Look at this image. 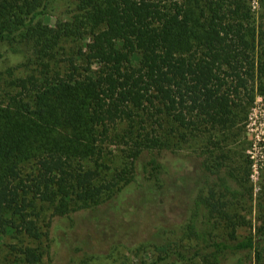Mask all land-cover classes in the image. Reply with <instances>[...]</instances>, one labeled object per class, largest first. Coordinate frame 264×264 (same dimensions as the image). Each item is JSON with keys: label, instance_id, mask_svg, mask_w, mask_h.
Masks as SVG:
<instances>
[{"label": "trees", "instance_id": "trees-1", "mask_svg": "<svg viewBox=\"0 0 264 264\" xmlns=\"http://www.w3.org/2000/svg\"><path fill=\"white\" fill-rule=\"evenodd\" d=\"M55 1L0 0V60L25 55L36 66L8 81L0 71V238L44 240L49 255V242L60 243L51 238L57 218L119 247L129 207L140 216L174 201L178 211L180 199L183 236L153 247L127 239L130 264H264V206L262 224L239 235L234 209L215 190L237 194L230 175L206 161L203 177L172 175L161 160L168 129L184 131V142L195 130L229 132L264 99V23L257 30L253 0H68L66 17L45 27ZM113 133L134 148L97 186ZM84 163L87 171L77 167ZM40 203L53 208L45 231L47 217L29 212ZM23 255L34 264L44 251Z\"/></svg>", "mask_w": 264, "mask_h": 264}, {"label": "rangeland", "instance_id": "rangeland-1", "mask_svg": "<svg viewBox=\"0 0 264 264\" xmlns=\"http://www.w3.org/2000/svg\"><path fill=\"white\" fill-rule=\"evenodd\" d=\"M70 4L71 2L68 0H56L51 16L46 18L44 26L52 27L58 18L66 17V11ZM262 4L263 0L252 1V11L254 12L257 30L260 29L259 25L264 23ZM24 56L12 57L6 61L0 60V71L3 72L1 81L10 80L9 75L12 76V72L15 77H26L36 69V66L29 63ZM19 65L20 68H18ZM0 91H2L0 92V104H2L6 97L2 87H0ZM168 128L169 126H167ZM167 131L168 133L172 131V139H169L170 151L163 152L161 160L170 169L171 174L181 176L186 172L195 175L196 178L203 177L204 171L201 169V165L203 161H206L210 166L218 167L221 175H230L231 184L236 189L237 194H227L224 189L217 190L214 188L217 192V198L227 196L223 200L229 203V208L234 209V215H236L237 223L240 225L239 235L255 231L262 224L259 208L264 206L263 97L257 96L255 102L249 106L244 119L229 132L195 130L188 134L189 141L184 142L180 137L184 131H177L172 128ZM115 135L113 133L112 137L103 144L106 156L99 161L103 166L98 169L99 174L95 175V181L93 180L97 186L106 185L115 178L122 169L130 149L134 148L133 142L128 136L121 133V136L126 137L123 140L115 138ZM199 156L202 157L198 158ZM84 164L77 167L87 171L86 168L90 167V164ZM29 166L26 170L27 173L32 172ZM215 168H212V171ZM205 173L208 174L209 171ZM149 183L153 187L154 182ZM212 187V185L208 186L206 193ZM209 193L208 195H210ZM183 205L184 202L179 199L177 211L174 201H170L166 207L157 203L152 206L151 212L146 211L140 216L133 206L129 207L128 212L122 215L121 222L123 228L126 229L123 238L126 235L129 237L122 238L120 242L123 244L119 247L112 242L114 240L102 241V237L93 230L90 233L86 232V226L81 228L78 222L72 230L68 229V221L56 226L58 219L55 218L54 223L52 222L51 238L60 243L54 245V243L49 242V255L47 254L48 243L44 240L39 245L21 235H8L0 238V264H32L27 262L23 255V250L28 247H38L41 252L44 251L42 259L34 264H73L71 261L73 255L79 259L82 258L84 264H130L135 257V252L134 249L127 246L130 242L127 239L133 238L132 241L138 240L153 247L183 236V228L185 227V217L182 214ZM46 208H48L47 205L40 203L37 204V209L34 212L29 210L30 213H40L43 217L44 215L47 217L45 220L42 218L40 220L43 231H45L48 223V217L50 226L51 214L53 213L52 207L49 206V212L46 211ZM87 215L83 214L84 217H82L86 218ZM242 218L244 219L242 220ZM98 225L102 226V222H99ZM59 227H66V229L61 230L58 229ZM67 232L68 237L66 238Z\"/></svg>", "mask_w": 264, "mask_h": 264}]
</instances>
